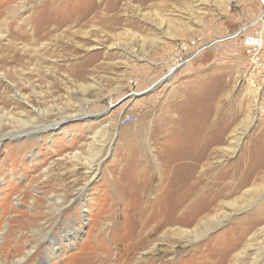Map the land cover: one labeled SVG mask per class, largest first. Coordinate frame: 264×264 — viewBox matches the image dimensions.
<instances>
[{
    "label": "rangeland",
    "instance_id": "374dc122",
    "mask_svg": "<svg viewBox=\"0 0 264 264\" xmlns=\"http://www.w3.org/2000/svg\"><path fill=\"white\" fill-rule=\"evenodd\" d=\"M77 1L0 0V136L48 125L0 142V264H264V0H86L32 50Z\"/></svg>",
    "mask_w": 264,
    "mask_h": 264
},
{
    "label": "bare ground",
    "instance_id": "6f19581e",
    "mask_svg": "<svg viewBox=\"0 0 264 264\" xmlns=\"http://www.w3.org/2000/svg\"><path fill=\"white\" fill-rule=\"evenodd\" d=\"M28 3V2H27ZM66 2H64L63 4H65ZM41 4V2H40ZM51 4V3H50ZM25 5V4H24ZM20 6V5H19ZM27 6V5H25ZM25 6H22L23 9H25L26 7ZM60 7V6H59ZM80 7V8H79ZM8 8V7H7ZM11 8V7H9ZM14 9V11L17 10L16 7H12ZM20 8V7H19ZM61 9H63L65 12H58V7L54 6V7H51V10L44 8V9H40V13L39 15H35V12H39V11H33L32 10V13H29L27 14V16L25 17V19L27 20H30L31 21V26H30V29H31V32L27 35L30 39V41L32 40V44H30L32 46V50H35V51H38L37 49V45H40L42 46V48L45 47L46 45V42L42 41L43 38H47L49 35H53V32L60 29V27H67V28H70L72 25L73 22H81L83 21L85 18L86 19H89L90 17H88V15L90 14V12L93 11V5H91L90 3L86 2V0H81V2L77 1L75 3H71V2H67L66 5H64V7H60ZM19 11V10H18ZM49 13H47V12ZM62 13H65L64 16H62L61 14ZM88 17V18H87ZM98 18V17H96ZM102 18V17H100ZM105 19V18H103ZM24 20V19H23ZM79 20V21H78ZM107 20V19H105ZM8 20H3V22H6ZM96 21V20H95ZM27 22V21H26ZM100 22V21H99ZM86 23V22H85ZM8 24V23H7ZM28 24V23H27ZM82 25V24H81ZM88 25V24H87ZM247 26H251V24L247 25ZM246 26V27H247ZM245 27V28H246ZM29 28V27H28ZM20 31V30H19ZM80 31V30H79ZM88 31V30H87ZM5 31L1 32L0 31V40L2 39H5L7 38L6 35H5ZM23 32V31H22ZM71 32H74V31H71ZM83 32V31H82ZM79 33V32H78ZM87 33V32H86ZM20 34H23V33H20ZM26 34V33H25ZM76 34V33H75ZM67 35V34H66ZM71 35V33H70ZM60 36V35H59ZM65 36V34H64ZM75 36V35H74ZM56 37V36H55ZM50 38V37H49ZM57 38V37H56ZM75 38V37H74ZM9 40V39H8ZM37 40H40L41 42L39 43H36ZM57 40V39H56ZM250 41L247 42L248 45H253L255 46L256 48H260L261 46V41H262V37L259 35V36H256V37H253L252 39H249ZM261 40V41H260ZM52 41V40H51ZM78 41V40H77ZM86 41V40H85ZM9 42V41H8ZM54 42V41H53ZM82 42V41H81ZM12 43V42H11ZM22 43V42H21ZM24 43V42H23ZM30 43V42H29ZM50 43V42H49ZM56 43V42H55ZM80 43V42H79ZM54 44V43H53ZM15 43L13 44V46H11L10 44L7 43V46L3 49H0V61L2 63H7V62H10L11 61V58L13 57V53L17 50V52H22L20 50H18L17 46H14ZM58 45V44H57ZM19 46V45H18ZM21 46V45H20ZM61 47V46H60ZM23 49H28L30 48L29 47V44L26 43L23 47ZM48 48V47H47ZM25 49V50H26ZM41 49V48H40ZM31 50V51H32ZM48 50V49H47ZM13 51L12 55H10V52ZM53 51V50H52ZM5 52V54H4ZM41 52V51H40ZM45 52V51H44ZM43 52V54H45ZM35 53V52H34ZM32 56V55H31ZM42 58V57H41ZM46 59V58H45ZM32 60V59H31ZM34 60V59H33ZM35 62V61H34ZM32 63V62H31ZM40 63V62H39ZM30 65V64H29ZM179 66V65H178ZM177 64L173 65V68L172 70L170 71L172 73V71L175 69V67H178ZM36 68V65L33 64L32 67L30 68V72H32L31 70H35ZM45 71V70H44ZM2 72V71H1ZM41 72V71H40ZM39 72V73H40ZM4 73V72H3ZM35 73V72H34ZM37 73V72H36ZM5 74V73H4ZM3 74V76H4ZM51 74V72H50ZM29 75H31L29 73ZM23 77V76H22ZM50 77V76H49ZM55 77V76H54ZM5 78V77H4ZM43 79V78H42ZM45 79V78H44ZM5 80V79H4ZM55 80V79H54ZM24 83V82H23ZM32 83V82H31ZM28 84V83H27ZM49 85V84H48ZM32 87V86H30ZM6 90V89H5ZM17 94L21 97L22 100H26V97L24 94L20 93L19 91H17ZM39 95V94H38ZM33 106V105H32ZM33 111L35 112V116H38V115H41V114H47L48 111L45 109V110H42V109H33ZM45 116V115H44ZM36 117H29L26 116V121H23V120H17L16 122L19 123L21 126H30L29 123H33L34 121H36ZM55 123L58 122L57 121H54ZM50 125H54V124H50ZM49 125V126H50ZM48 127V125H35L33 126V128L31 129H11L5 133H3L1 136H0V142L2 141V139L6 136H9V137H12L13 135H18V134H21V133H25L26 134H29V133H36L37 131H41V130H44ZM198 157V156H197ZM168 166V165H167ZM192 168V167H191ZM88 169L91 171V173L95 174V168H93L92 166H89ZM195 169V167L193 168ZM200 174V173H198ZM202 174V173H201ZM200 174V175H201ZM199 175L195 176L199 181H201L203 179H201V177H198ZM212 178V177H211ZM198 182V181H197ZM196 182V183H197ZM188 189V188H187ZM190 190H192L191 192H189L186 197L184 198V200L180 201L179 204L173 209L176 211L175 212H178V214L176 215L177 217H174V220H179V219H183V212H187V210H189L188 208V203L189 201L191 200L190 198L192 197H195L197 194H200V196H203L204 194H208V196L206 197H203L202 200H199L197 202L196 200V203H192L191 205L189 206H192V208H194L191 212V215H190V218H185V222H191L192 220L195 219V217L197 216L198 213H201L204 205H205V201L204 199L206 198H211V196L215 195L216 193H213V190H208L206 191L205 189H202V187H198V186H193ZM188 198V199H187ZM179 199V198H178ZM194 199V198H193ZM192 202V201H191ZM190 202V203H191ZM204 202V203H203ZM176 203V202H175ZM191 208V209H192ZM158 215V214H157ZM187 215V214H186ZM167 216V215H166ZM154 217H156V214L154 215ZM155 221V220H154ZM172 222V218H169L168 216L165 217L163 219V223H167V224H171ZM156 224V223H155ZM165 233L167 232V230L164 231ZM195 234V238L198 239V234L197 232L194 233ZM164 236V235H163ZM167 236V235H165ZM248 246V245H247ZM229 250H232V248H230ZM245 253V249H242L241 251L238 250V253H235L236 254V257H237V260L239 258H241ZM235 257V258H236ZM226 259V258H225ZM256 259V258H255ZM257 259H258V255H257ZM253 261V260H252ZM19 261H13V264H16L18 263Z\"/></svg>",
    "mask_w": 264,
    "mask_h": 264
},
{
    "label": "built area",
    "instance_id": "2783aa9c",
    "mask_svg": "<svg viewBox=\"0 0 264 264\" xmlns=\"http://www.w3.org/2000/svg\"><path fill=\"white\" fill-rule=\"evenodd\" d=\"M263 2H264V1H263ZM250 39H252V38H250ZM249 41H250V40H249ZM249 46H251V45H249ZM254 48H255V46L252 45L250 52L254 53ZM255 49H256V48H255Z\"/></svg>",
    "mask_w": 264,
    "mask_h": 264
}]
</instances>
